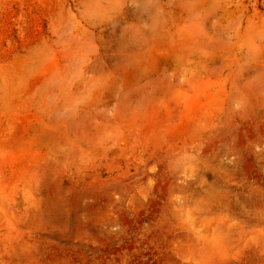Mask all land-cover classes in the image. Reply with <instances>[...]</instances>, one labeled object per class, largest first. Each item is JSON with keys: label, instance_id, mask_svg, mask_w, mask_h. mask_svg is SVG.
Listing matches in <instances>:
<instances>
[{"label": "rangeland", "instance_id": "1", "mask_svg": "<svg viewBox=\"0 0 264 264\" xmlns=\"http://www.w3.org/2000/svg\"><path fill=\"white\" fill-rule=\"evenodd\" d=\"M0 264H264V0H0Z\"/></svg>", "mask_w": 264, "mask_h": 264}, {"label": "bare ground", "instance_id": "2", "mask_svg": "<svg viewBox=\"0 0 264 264\" xmlns=\"http://www.w3.org/2000/svg\"><path fill=\"white\" fill-rule=\"evenodd\" d=\"M195 213H196V212H195ZM200 222H201V221H200ZM200 222H199V223H200ZM210 223H211V221H210ZM194 224H195V223H194ZM198 229H199V228H198ZM204 230H205V229H204ZM199 231H200V230H199ZM214 248H215V247H214Z\"/></svg>", "mask_w": 264, "mask_h": 264}]
</instances>
